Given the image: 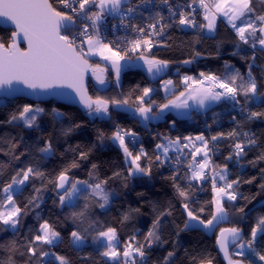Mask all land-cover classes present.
Masks as SVG:
<instances>
[{"label":"snow or ice","instance_id":"1","mask_svg":"<svg viewBox=\"0 0 264 264\" xmlns=\"http://www.w3.org/2000/svg\"><path fill=\"white\" fill-rule=\"evenodd\" d=\"M161 2L167 6L169 16L166 18L157 11L150 17V23L141 26L132 22L133 17L142 7L146 10L149 6L155 7V0H0V17L14 26L10 37L5 39L0 36V89L7 88L15 92L19 89L14 88V85H23L37 97H64L74 93L72 98L89 117L110 120L112 110L131 111L145 127L151 121L159 120L167 111L176 110L178 114L184 115L194 106L205 109L218 102L230 103L237 114H243L249 121L264 117V111H253L250 107L264 104V93L259 91L257 77L253 74L256 67L264 72V66L256 64L257 50L264 53V0H258L259 11L257 0H187L183 6L177 4L175 7L169 0ZM197 9L202 10L205 23L197 22ZM219 17L225 19L240 42L236 45L237 52L233 54L241 53L240 44L252 50L250 57L242 56L247 62V71L241 73L225 61L223 72L200 71L197 76L182 75L179 84L183 87L177 94L178 85L172 79H163L161 76L167 73L171 62L158 59L153 48L163 42L167 29L175 24L182 28L206 29L211 34L216 30ZM109 18L118 20V23L109 26ZM166 19L171 22L165 23ZM120 31H124L125 35L116 36ZM129 32L133 35L129 36ZM109 33L114 38L109 39ZM21 40L26 42V49L20 48ZM200 55L196 52L192 58L181 63L190 65ZM93 56L99 57L106 66L91 63L89 58ZM137 62L152 80L161 78L160 84L166 98L171 97L167 98L166 103H157L153 97L158 89L149 86L141 88L136 85L132 92L139 94L134 98L132 92L127 95L121 92L120 98L88 93L84 82L87 73L91 72L100 90H107L113 83L106 78L110 68L115 75V87L120 88L122 72ZM176 72L179 73V68ZM65 88L71 89V93L56 91ZM7 99L8 96H5L0 106H5ZM44 102L37 99L35 103L19 106L17 111L9 114L6 123L28 129L38 128L37 118L46 112L40 106ZM51 114L56 119L65 115L56 107H52ZM232 120L237 123V128L228 133L212 135L210 140L203 133L195 136L178 135L175 138L157 133L159 142L155 144L154 156L145 150L138 133L124 129L119 124L110 139L123 152L129 178L150 176L153 164L168 165L173 169V187L181 198V207L186 215L180 231L216 233L219 228L216 245L227 264H256V260L264 264V252L255 246L258 235H264V216L258 217L249 239H245L243 230L236 225L221 227L229 222L225 203L236 201L240 195L236 189L242 182L251 183V180L241 181L239 177L229 180L227 163L214 164L211 154L217 151L219 141L229 139L232 141V151L225 159L231 161L235 158L239 164L247 154L246 149L257 145L255 134L243 131L236 116H232ZM170 124L175 127L176 121L172 120ZM79 127L80 124L70 126L64 130V134ZM99 139L103 142V133ZM4 142L8 146L7 150L0 148V153L10 155L17 162L21 161V157L32 155L31 145H26L23 152L16 154L21 141L14 137ZM129 144L132 149L139 145L138 150L134 153ZM34 147L40 160L47 159L55 152L50 141ZM69 150L78 152V159L69 161L55 177H49L42 171L39 162L33 158V162L16 167L10 179L0 183V232L10 229L14 234H19L23 218L30 212L34 213L36 224L29 227V234L24 237L22 245L25 251L21 255L28 254L26 264H32L33 260L36 264H72L67 256L54 251L63 241L56 222L44 218L37 211L45 202L47 184H53L58 207L70 209L65 219L72 220L76 225L70 233L73 246L80 249L89 240L88 234H91L90 242L99 256L104 258V264H149L153 246L165 242L160 234L161 218L172 215L171 211L165 209L159 212L146 233L141 234L137 229L122 241L116 227L91 219L92 209H106L115 195L106 188L108 180L97 176L95 164L92 165L88 180L74 179L70 175L72 169L80 166L79 161L87 159L88 152L78 151V148ZM142 160L147 163L142 164ZM257 160H264V154L258 156ZM3 172L4 166L0 165V175ZM113 175L118 177L121 173L115 172ZM37 180L40 182L39 187L32 183ZM209 181L213 196L205 204H211L214 210L206 216L204 205L198 208L194 206L197 203L194 182H198L201 185L199 190L204 191L203 185ZM30 183L32 193L21 206L18 198ZM81 200L84 202L82 206ZM238 211L243 213L244 209ZM131 218L130 212L125 213L121 223ZM85 224L87 227H84ZM18 245L19 241L15 239L7 245L0 244V250L10 253L7 260L0 258V264H15L11 253L18 251ZM174 255V251L168 252L163 264H171ZM188 255L191 264H213L214 258L208 254Z\"/></svg>","mask_w":264,"mask_h":264},{"label":"trees","instance_id":"2","mask_svg":"<svg viewBox=\"0 0 264 264\" xmlns=\"http://www.w3.org/2000/svg\"><path fill=\"white\" fill-rule=\"evenodd\" d=\"M160 1V0H156ZM181 4H185L187 0H175ZM58 6V5H55ZM257 10L259 11V2L257 0ZM218 27L212 36L203 33V29H184L177 31L175 28L169 30L164 45L153 48V53L158 59L170 61L167 73L162 76L163 79H172L178 86L176 93L182 90L179 84L182 75L197 76L200 71L223 72L225 61L234 65L241 73L247 71V62L242 56L250 57L252 50L243 44H240L241 53L237 52L236 45L240 43L230 26L218 18ZM202 23H205L203 21ZM11 30L0 28V36L5 39L10 37ZM196 52L201 55L197 57L190 65H183L181 62L192 58ZM91 63L103 64L98 59H90ZM256 64L264 66V53L257 50ZM179 68V73L176 69ZM253 74L257 77L258 89L264 93V72L260 67L253 69ZM106 78L112 81V86L107 90H100V86L96 81L89 78L87 90L90 95H103L105 97L120 98V93L127 95L129 92L139 85L141 88L145 86L154 87L158 92L153 97L157 103H166L167 97L160 89V79L151 80L145 71L139 66L127 67L121 75V87L114 85V74L109 69ZM138 92H132L133 98ZM2 101V100H0ZM53 100L42 103L40 106L46 109L44 114L37 118L39 127L28 129L22 125L8 124L6 121L11 112L17 111L19 106L25 103H32L24 99H15L6 101L5 106H0V148L7 150V144L4 142L9 137H14L21 141L20 146L16 149V154L23 152L26 145H31L32 155L21 157V161L17 162L10 155L0 153V165L4 166V172L0 175V183L10 179L14 169L23 166L26 163L33 162V158L39 162L41 170L49 177H55L62 168H64L73 158L78 159V152L69 149H77L78 151L88 152L86 160L79 161L80 166L72 169L70 175L74 179L88 180L89 172L92 171V165L95 164L96 174L100 179H107L106 188L115 193L111 198V203L106 209L95 207L92 209V220H98L105 225L116 227L119 238L123 241L130 236L135 230L139 229L141 234L146 233L151 227L153 220L159 212L168 209L172 215L161 218L162 227L160 230L161 239L164 243H158L153 246L149 255V264H163V259L168 252L174 251L175 255L171 260V264H191L189 255L208 254L213 257V264H225L219 257L216 250V233H205L200 230L180 231L186 219V215L181 207V198L178 197L173 181L167 187H159L160 176L166 172H172L173 169L168 165L157 166L152 165L151 175H138L136 177H127V168L124 163L122 150L111 141L110 137L115 130L117 124L124 129H131L138 133L145 150L150 156H154L155 144L159 142L157 133L175 138L176 136L198 135L203 133L210 140L212 135L223 132L228 133L237 128V123L233 122L232 116L235 110L230 104L220 102L215 107L204 113H192L189 119L177 118L172 114H166L158 121L150 122L145 127L139 122L138 117L132 112L125 110H112L111 119H101L89 117L80 110L57 104ZM52 107L59 108L65 115L56 119L51 114ZM253 111H264V104L250 105ZM175 120V127H172L170 121ZM239 121L243 131L254 133L257 138V145L250 150L246 149V155L237 164L235 158L226 161V157L232 151L229 139H223L217 143V151L212 155V160L216 165L227 163L229 170V180L237 177L241 181L251 180V183L242 182L236 191L240 194L236 201L226 202L225 208L228 212L229 222L222 224L221 227H230L236 225L243 230L245 239L250 238L251 228L255 225L258 217L264 216V160H257V157L264 154V117L254 120L246 118H236ZM215 122V123H214ZM80 124L81 127L75 128L71 133L65 135L64 130L70 126ZM204 124H209L210 129L202 130ZM212 124V125H211ZM239 130V129H238ZM101 133L104 140L99 139ZM243 139V137H241ZM50 141L55 150L54 155L45 160H40L35 153V145L43 146L45 142ZM211 146V145H210ZM130 149L132 145L129 144ZM139 146L132 149L135 153ZM90 150V151H89ZM252 162V163H250ZM147 163L146 161L141 162ZM243 166V167H241ZM120 172V176H114L113 173ZM254 178V179H253ZM37 187L40 182L33 181ZM47 183V181L45 182ZM182 183H184L182 181ZM196 184L197 191L195 198L197 203L195 207L204 205L206 207L205 215L207 216L213 209L211 204H205L211 201L213 192L211 182L203 185L204 191H200L201 185ZM158 184V185H157ZM165 186V185H164ZM32 193L31 183L25 188L23 194L18 198V202L23 205ZM56 200L55 188L53 184H47V190L44 192V203L39 211L44 218L55 221L57 230L63 237L62 243L54 249L58 254L67 256L72 264H104V258L100 257L95 250V246L91 244V234L89 240L85 242L80 249L75 248L71 244L70 233L76 225L70 219H65L69 215L70 209H61L58 207ZM83 200L80 205H83ZM243 208L241 213L238 209ZM138 209L139 211H132ZM131 214V220H121L125 213ZM36 224L34 213H29L22 220V227L19 234H14L12 230L0 232V244L7 245L12 240L19 241L18 251L11 253L15 264H26L28 254L24 252L22 247L24 237L27 236L30 226ZM87 227V224L84 225ZM179 233V235H177ZM142 239V235L140 237ZM255 246L258 250L264 252V235H258ZM10 253L0 250V258L7 260ZM85 257H88L85 259ZM255 259V257H253ZM32 264H36L33 260ZM256 264H261L256 260Z\"/></svg>","mask_w":264,"mask_h":264},{"label":"water","instance_id":"3","mask_svg":"<svg viewBox=\"0 0 264 264\" xmlns=\"http://www.w3.org/2000/svg\"><path fill=\"white\" fill-rule=\"evenodd\" d=\"M0 28L8 29L11 31L14 30V26L3 17H0ZM20 48L21 49L27 48V44L23 40L20 41ZM89 78L95 81V78L92 76L91 72L87 73L85 76V81H84L86 87H87ZM14 88L19 89V91L13 92L12 90L7 89V88L0 89V100H3L5 96H8L7 101H11L15 99H24L29 102L35 103L37 99H40V100L45 101L44 103H46L51 100H54L57 104H61V105L68 106V107H73V108L80 110L83 113H86V111L82 108V106H80L79 103L74 98H72L74 97V93L72 94V96H64V97H47V96L37 97L31 94V90L25 88L23 85H14ZM56 91L71 93V89H67V88L57 89ZM215 245H216V241H215ZM216 250H217L219 257L222 259V261L225 264H227V261L224 259L223 253L219 251L217 245H216Z\"/></svg>","mask_w":264,"mask_h":264},{"label":"built area","instance_id":"4","mask_svg":"<svg viewBox=\"0 0 264 264\" xmlns=\"http://www.w3.org/2000/svg\"><path fill=\"white\" fill-rule=\"evenodd\" d=\"M133 2H135V0H133ZM170 4L173 5V7H175L177 4L183 6L184 4H181L180 2H177L175 0H169ZM155 7H151L149 6V9H144L143 7L139 10V12L133 17L132 19V22L133 23H136V24H139L141 26H146L147 23H150L151 22V19L150 17L151 16H154L155 12L159 11L161 12L162 15H164L166 18L169 16V13L167 11V6L164 5L161 0L160 1H156L155 0ZM59 7V5H58ZM195 7V6H194ZM187 10V9H186ZM177 20H178V17H177ZM196 20L198 23H202L204 20H203V13H202V10H199L197 9V14H196ZM171 21L169 20H165V23H170ZM109 26L111 23H118V20H113L112 18H109ZM172 28H175L177 31H181V30H186V29H192V28H182L181 26H179L178 24H175L174 26L170 27L167 29V32H166V35L164 37V40L161 44H159L158 46H161V45H164L165 43V40H166V37L168 35V32L170 29ZM116 36H123L125 35L124 31H120V32H117L115 34ZM129 36L133 35L131 32L128 33ZM114 38L113 35L111 33H109V39H112ZM198 75V74H197ZM227 104H230V103H227ZM231 105V104H230ZM232 107V105H231ZM233 108V107H232ZM234 109V108H233ZM235 110V114L234 116H236V118H244L245 119V116L243 114H237V110ZM194 113H199V110H195ZM215 123V122H214ZM212 125V124H211ZM210 125L209 124H204L203 127H202V130H208L210 129L209 127ZM249 132V131H247ZM140 138V137H139ZM140 142L142 143V140L140 139ZM139 146V145H137Z\"/></svg>","mask_w":264,"mask_h":264},{"label":"crops","instance_id":"5","mask_svg":"<svg viewBox=\"0 0 264 264\" xmlns=\"http://www.w3.org/2000/svg\"><path fill=\"white\" fill-rule=\"evenodd\" d=\"M90 58H92V59H98V60L103 64V66H106L105 62L102 61V60H100L99 57H95V56H93V57H90ZM139 65H140V62H137L136 66H139ZM139 67H140V66H139ZM141 68H142V67H141ZM109 69H110V68H109ZM142 69H143V68H142ZM110 70H111V69H110ZM145 73H146V72H145ZM163 75H164V74H161V76H163ZM147 76H148V75H147ZM148 78L151 79L150 77H148ZM158 78H159V77H158ZM158 78H157V79H158ZM151 80H152V79H151ZM159 86H160V89L162 90V88H161V84H159ZM162 92L164 93L163 90H162ZM219 103H220V102H218V103H214V104L208 106V107L205 108V109H198V108H196V107L194 106L192 109L189 110V112H188L187 114H184V115L178 114L176 110H171V111H167V112L163 113L161 117H163V116L166 115V114H172V115H174V116L177 117V118H181V119H189L190 116L192 115V113L195 112V110H199V112L204 113V112L210 110L211 108L215 107V106L218 105ZM132 114L134 115V113H132ZM138 119H139V118H138ZM155 121H158V120H154V121H151V122H155ZM170 173H172V172H166V173H164L163 175L160 176L159 187H161V185H163V187H167V186L170 185V183H171V176H172ZM157 185H158V184H157ZM164 185H165V186H164Z\"/></svg>","mask_w":264,"mask_h":264},{"label":"rangeland","instance_id":"6","mask_svg":"<svg viewBox=\"0 0 264 264\" xmlns=\"http://www.w3.org/2000/svg\"><path fill=\"white\" fill-rule=\"evenodd\" d=\"M219 18H220L222 21H224V22L226 23V21H225V19H224L223 17H219ZM218 24H219V22H218V19H217L216 29H217V27H218ZM215 31H216V30H215ZM203 33H204L205 35H207V36H212L215 32L210 34V33L207 32L206 29H203ZM89 59H92V58H89ZM126 68H127V67H126ZM126 68H125V69H126ZM125 69H124V70H125ZM111 71H112V70H111ZM112 72H113V71H112ZM113 74H114V72H113ZM121 75H122V74H121ZM114 81H115V75H114ZM114 85H115V83H114ZM164 94H165V93H164ZM129 112H131V111H129ZM170 174L172 175V173H170ZM219 183H223V182H219ZM82 246H84V245H82ZM82 246H81V247H82ZM74 247H75V246H74ZM75 248H76V247H75Z\"/></svg>","mask_w":264,"mask_h":264}]
</instances>
